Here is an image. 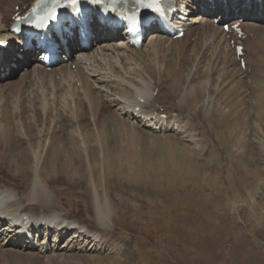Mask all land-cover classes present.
I'll return each mask as SVG.
<instances>
[{"label":"rangeland","instance_id":"rangeland-1","mask_svg":"<svg viewBox=\"0 0 264 264\" xmlns=\"http://www.w3.org/2000/svg\"><path fill=\"white\" fill-rule=\"evenodd\" d=\"M14 1L16 3V0L11 1L12 6ZM20 1L22 0L18 2ZM27 2L31 3V0L24 1L23 7L28 5ZM10 10L11 8L8 9V11ZM258 22L259 26H263L261 20ZM202 28L196 30L197 35H190L184 37L185 40L182 39V45L188 49V51L183 52L184 54H181L182 50H180L179 53H162L150 58L161 71V74L159 73L156 77L157 79L150 80L152 88H155L158 96V103L153 105H155V109L161 107L159 111H164L167 115L172 116V113H174L173 115L179 117L182 123V128L179 129L180 134H178L179 131L177 133L169 132L170 134L167 135H161V132H159L160 134H157V132L151 134L148 133V130L142 128H137L134 131L131 126L130 136L121 134L122 129L126 128L124 126L126 124H122L116 114L121 117L123 122H128V116L120 115L121 112L126 114V111L123 110L126 105L121 103V100L114 101L119 98L114 89H122L125 84L121 75L114 74L113 78L106 79V81L111 80L110 83L106 82V85L93 83L94 89L101 95L99 97L100 102L110 106V108L105 109L106 118L102 114L98 118L94 109L92 110L93 107H90L91 105L86 101H83L82 106H78L79 89L77 86L63 81L61 74L59 76V73H57L59 70L54 71L56 74L51 73L54 76L42 73L37 75L57 78L60 82L62 81L66 86L68 85L69 90L65 89L66 93L63 92L60 82H51L48 79L43 80L41 78L36 79L38 77H35L36 74L28 75L32 81L27 76L26 82H24L25 80H18L22 76L20 74L5 77V80H7L0 83V133L3 134L6 130L4 133H8L11 140L9 149H6L0 157V188L5 185H13L14 187L20 186V190L26 189L22 188L23 181H27L31 177V170L27 171L25 162L19 160L20 157L16 150L20 145L18 135L24 140L21 143L23 148H28L31 152H40L37 154V159H40L41 164L43 159L45 160L47 157L50 142L56 139L57 144L61 145V140L58 139L67 138L69 141L67 146L71 148L70 152L68 151L71 153L69 154V160L72 163L67 161L65 164L70 169L67 167L68 170L66 169L65 172L60 170H55V172L68 177V180L64 176L58 175L56 182L53 185L49 184V186H53L57 212L61 211L62 215L72 217L74 221H70H73V223L76 220L84 223L87 219L92 222L93 218H86L92 214V195L89 194L88 187V181L91 179L96 183H100L99 192L102 190L103 193L105 192L109 196L107 197L111 203L110 207L114 211L115 232L113 236L106 237V240H108L106 248L94 247L91 251L90 248L85 250L84 247L81 249L83 245L80 247L79 244H75L74 247L76 245L77 247L67 254L61 251L63 249L61 247L60 251H56L57 253L52 251L46 255L29 250H13L11 247H4L5 250L4 248L0 250V264H114L116 260L124 264H264V181L259 180L260 178L264 180V149L262 148L264 132H261L262 139L259 141H254L251 136L257 128L255 126L261 127L260 129L264 131V119L261 120L264 117V110H261L264 109V103L258 108L252 83V77L255 76L254 67L257 64L256 61H258L255 57L258 56L260 61H264V57H262L264 56V51L262 52L264 50V43H262L264 38L257 41H246V45L249 47L247 49L249 55L248 67L243 72L236 63H233L235 60L232 59V54L229 51L219 47L218 52L217 45L207 47L208 44L206 42L203 44L201 40L199 44L202 43V45L200 44L198 47L199 57L197 62L194 63L195 59L190 58L189 49L197 43L196 39L203 34ZM208 29L210 28L208 27ZM8 36L7 38V34L4 33L0 35V39L12 42V36ZM152 37L146 40L148 48L154 45ZM251 42L252 44H250ZM148 48L147 50H149ZM253 51H256L258 55H254ZM115 53L117 52L111 51L109 54ZM223 53L226 54L227 64L223 63L216 67L213 62L219 54ZM125 55L133 56L130 51L126 52ZM136 58L138 63L143 59L140 56ZM180 59L183 60L181 64ZM199 60H204V62L200 65V72L195 73L198 70ZM129 61L132 62L130 57L128 58ZM143 63L141 64L142 68L146 65L147 60ZM179 64L182 66L181 68H179ZM176 65L180 70L178 73L172 71V67ZM262 66L261 68H263ZM71 70L74 69L71 68ZM120 70L122 76L128 78L129 75L125 74L126 70L124 68ZM14 73H16L15 70ZM261 74H264V68ZM95 76L96 79H100L98 73ZM133 77L130 76L131 81H133L131 79ZM174 77L180 78L181 89H177L176 86L173 88L174 85L171 82H173ZM28 82L29 85H27ZM21 83L22 85L26 84L23 94L27 95L22 94V98L20 91L23 90V86ZM169 84H172L171 87ZM18 85L22 86L19 92L15 91L18 90ZM53 87H56L59 92L56 93ZM75 88L78 90L76 91ZM26 89L30 92L28 91V93ZM52 89L53 95L50 93ZM13 90L14 93H12ZM35 90L36 92H34ZM47 90H49V96ZM187 93H191L190 95L193 97L197 95L200 98L196 108L197 112L188 109H174L177 108L178 103L184 104L179 98L187 97ZM56 95L60 96L57 97ZM155 98L156 95L152 96V102H155ZM112 102L114 103L112 104ZM225 102L226 104H224ZM148 106L152 105L149 104ZM81 107L82 110L80 111ZM257 109L261 110H259L260 119L256 116ZM20 111H23L25 115ZM205 113H208L207 117ZM222 113L228 120L225 124L220 119ZM217 119L219 123H217ZM2 120L5 121L2 122ZM134 120L137 122V119ZM236 120L239 122H236ZM235 123L243 127L242 130L245 129V132L243 131V134H241L244 137L239 135L237 138L240 139V144L242 143L246 148L245 150L240 149V146L232 144L228 146L237 154H240L243 150L248 153L247 156L250 162L242 166L236 160H233L235 159L234 155L237 154L227 150L226 145L223 144L229 142V140H223V137L229 134L230 131L233 132V135L237 134V129L234 130ZM225 126H228V130ZM98 129L100 135L103 134L102 136L98 135ZM30 132L41 136L40 141L38 139L29 141L28 133ZM110 134H114L115 137L109 139ZM188 135H191V137H188ZM98 137L101 141L96 144L99 141ZM174 137H176L175 139L178 137V141ZM79 139L81 143L86 139L83 148L78 147ZM231 143H234L232 139ZM179 144H182V146L185 144L190 145L194 152L190 151L191 153L183 154L180 152L182 146H179ZM251 148H258L257 163L249 155ZM92 151L97 157L95 169L91 167ZM170 152L175 155L177 152L178 155L171 156ZM120 154H123L122 157L117 156ZM42 156L43 158H41ZM170 156L171 158H169ZM106 160L110 161L109 164L113 170H108L109 173L107 170L105 172L103 168ZM76 162L80 163L79 166ZM17 163L20 165L19 168ZM180 163L185 164V166L180 165L183 167H181L182 169L178 166ZM98 166L99 168H97ZM37 169L35 167L34 171ZM188 171L189 174L193 175H189ZM74 174L77 175V178H73ZM101 177L103 181H101ZM71 179H79L80 181L79 183H73ZM251 187L253 190L249 191ZM255 187L259 191L256 189L254 195ZM102 192L101 194H103ZM252 193L253 199L251 197ZM247 203L252 206H247ZM39 211L42 212V209ZM250 221L255 228L258 227L257 234L259 235L250 233ZM104 237L105 235H103V239ZM241 253L242 255L239 256ZM254 255L257 256L255 262L254 259L252 262L251 259Z\"/></svg>","mask_w":264,"mask_h":264},{"label":"bare ground","instance_id":"bare-ground-1","mask_svg":"<svg viewBox=\"0 0 264 264\" xmlns=\"http://www.w3.org/2000/svg\"><path fill=\"white\" fill-rule=\"evenodd\" d=\"M12 0H0V35L2 34H7V38L9 37L8 35L12 36L13 40H15V36L11 33L10 31V26L11 24L13 23L12 21V17L17 13V10H14V8L16 9V5L20 6L19 7V10L20 12H23L24 11V8L25 6L23 7V5L25 4L24 1H27V0H22L20 2H18L19 0H16V4L15 1L13 3V6H12ZM32 1V0H31ZM188 3L190 2V0H186ZM28 4H30V2H27ZM244 3V0H236L235 2H233L232 0H227V7L225 8L224 7V4L223 3H220V2H217V13H216V16L215 18H221V19H226V18H229L230 19V22L231 23H234L235 21H242V19L244 18V28H245V31L246 33L249 35L252 34V38H248L247 40H250V41H257L259 40L260 38H264V23H263V26H259V22L260 20H262V17L259 16V8L257 7L256 8V12L255 13H251L250 10L246 9V8H243L242 7V4ZM21 4V5H20ZM235 4V8H239V12L236 13L235 12V9L233 7V5ZM2 7V8H1ZM10 11H8V9H10ZM4 9V10H3ZM199 16H191L189 20H191L192 24L193 25H189L188 27V33H187V37L188 36H195L197 35L195 32L196 30H198V28H200L202 25L203 28H202V32L203 34L201 36H199L196 40H197V43L193 45L192 48L189 49L190 51V58H193L195 59V62H197V59L199 57V50H198V47L199 45L202 43L199 44V42H203V44L206 42L208 45L207 47H213V46H216L217 45V50L219 52V47L220 48H225V50L227 49V46H224V43L222 42L223 40V36H224V33H223V30L221 27H218V26H215L214 24L211 23L210 21V17L211 16V12L209 11H200L199 10ZM194 14V12H192ZM196 17H199L197 20L195 19ZM207 17V18H205ZM204 21L205 24H197L196 22H202ZM93 27V31L96 35H103L104 34V31L100 29V27L96 24H93L92 25ZM206 27V28H205ZM210 28L207 30V28ZM7 30H8V33H7ZM153 33V32H152ZM195 33V34H194ZM152 40H153V46H150V48H148V45H146V39L144 42H143V45L140 49H134V48H129L128 45H126L125 42H122V40H119L117 42H115L113 39L109 40L108 42L109 43H105L103 42V44H99V47H97L95 50H89V51H84L85 52V55L87 56V60L85 62H79L77 61L76 59L73 60L72 64L71 65H63L59 68V71L56 69L54 71H58L57 73H59V76L61 74L62 76V80L63 81H66V82H69L70 84H72L73 86H77L79 84V87H77L80 91V93L78 94L77 96V99H78V106H82L83 105V101H86L87 103H89V105H91L90 107H93L92 110L94 109L95 111V114H97V117L99 118V116L102 114V116L105 115V109L106 108H110V106L106 105L105 103H101L100 100H99V97L101 96L100 93L98 91H96L93 87V83H98V84H105L106 82L110 83L111 80L109 81H106V79H111L113 78L115 75L114 74H117V75H121V77L123 78V81L125 82V84L123 85V88L120 89V88H115L114 91L117 92L118 94V97L119 98H116V100H114L115 102H118L120 101L121 103H124L126 106L123 108L124 111H126V114H122V112L120 113L121 116L125 115V116H128V122H123V120L121 119V117L119 115L116 114V116L118 117V119H120V121L122 122V124H126L124 125L126 128L123 130L122 129V132L121 134H126L127 136H130V130L131 128L135 131L137 128H142L144 130H148V133H151V134H154L155 132L151 131L148 126L149 125H146L147 124V117L148 116H152L155 114L156 112V109H155V103H158V96H156V98L154 99L155 102L153 101L152 102V96L153 94H151V88H152V83L151 81H154L155 79H157L156 77L158 76V74L160 73L161 74V71H160V68L158 69L157 67V64L152 61L150 58L152 56H156L158 54H174V53H179L180 50L181 51V54H184L183 52L184 51H188V49L186 48V46L182 45V39H177V40H172V39H168V38H165L163 37L161 34H159L158 32H154V34H152ZM185 36V37H186ZM150 37V36H149ZM113 38V37H112ZM1 40V39H0ZM185 40V38L183 39ZM201 40V41H200ZM246 40V41H247ZM245 41V42H246ZM261 41V40H260ZM10 41H7V43H9ZM18 43H21V41H17V44ZM264 43V42H262ZM73 44H75V41H73ZM95 44V42L93 43ZM213 44V46H212ZM252 44V42L250 43ZM261 44V43H260ZM14 45V44H13ZM94 46H97L96 44ZM147 46V47H146ZM72 47V43L70 41V49ZM188 47V46H187ZM254 47V45H253ZM256 47V46H255ZM20 49H16V45L15 47L12 48V46H8L7 50L4 52V54L2 56H0V77H2V70L3 72L5 73L6 70L9 68V73H8V76L9 75H15L16 73H14V70L12 67H11V64L13 63H16L18 64L20 62V60L17 58V53L18 52H22L23 51V48L22 46L19 47ZM145 48V49H144ZM147 48L149 50H147ZM249 47H247L248 49ZM261 48V47H260ZM200 49V48H199ZM255 49V48H254ZM145 50V51H144ZM147 50V51H146ZM253 50V49H252ZM257 50V49H256ZM111 51H116L117 53L115 54H112L110 55L109 53ZM131 52V54L133 56H128V55H125L126 52ZM264 50H262L263 52ZM234 52V51H233ZM82 53V52H77L76 53V56L79 54ZM254 55H258L256 51H253L252 52ZM261 53V52H260ZM84 54V53H83ZM179 54V55H181ZM186 54V53H185ZM232 54V59H234L235 61L233 62L234 64L236 63L237 64V61L235 59V53H231ZM252 55V54H251ZM24 56L25 57H28L29 56V53H24ZM140 56L141 58V62L138 63V60L136 57ZM184 56V55H183ZM130 57V60L132 61L130 63V61L128 62V58ZM181 57V56H180ZM185 57V56H184ZM234 57V58H233ZM264 57V56H262ZM77 58V57H76ZM136 58V59H135ZM148 58V59H147ZM183 58V57H182ZM253 58V57H252ZM256 60L258 59V61H256V65H255V76L252 77V83H253V86H254V90H255V93H256V96H255V102H257L258 104V108L261 107L264 103V74H261V71L263 70L264 66V61H260L259 57H255ZM254 58V59H255ZM184 59V58H183ZM202 59V58H201ZM229 59V58H228ZM147 60V63L146 65L142 68L141 64H144L143 62ZM185 60V59H184ZM248 60V59H247ZM86 62H88V64H86ZM129 64H128V63ZM149 62V63H148ZM183 62L182 59H180V64ZM203 61L199 60L198 61V65H197V68L198 70L195 72V73H199L200 72V65L202 64ZM173 63V62H172ZM227 64V61H226V54H219L215 61L213 62V64L218 67L219 65L221 64ZM21 64V63H19ZM75 65L76 66V71L74 70H71L72 68V65ZM179 64V68H181L182 66ZM231 64V63H230ZM248 64V63H247ZM210 65V64H209ZM233 65V64H232ZM238 65V64H237ZM125 66V67H124ZM173 66V64H172ZM261 66L263 68H261ZM247 65H246V69H247ZM260 70H259V68ZM125 69L126 72L125 74L126 75H129L128 78L126 76H122V73H121V70L120 69ZM173 70L175 73H178L180 70L178 68V65H176L175 67H172ZM240 69V68H239ZM23 71V70H22ZM54 71L52 72H47L46 70L44 69H38V70H33V73L32 74H38V73H42V74H47V75H53L56 74L54 73ZM158 71V72H157ZM171 72V74H173V72ZM17 72V71H16ZM51 73H54V74H51ZM99 74V80L96 79V74ZM225 73V72H224ZM22 76L19 77L18 80H25L26 77L28 75H30V73H27V74H24V73H21ZM36 74L35 77H37L38 75ZM195 75V74H194ZM198 75V74H196ZM5 76L6 73H5ZM11 76V77H13ZM58 76V75H57ZM95 76V78H94ZM130 76H134L133 78V81L130 80ZM173 76V75H172ZM175 76V75H174ZM28 78L31 80V77L28 76ZM38 78H41L43 80L45 79H48L49 81L53 82L54 80L57 82H60V80H58L57 78H50L48 76H44V75H39L36 79ZM35 80V79H34ZM33 80V81H34ZM151 80V81H150ZM160 80V79H159ZM54 81V82H55ZM239 81V80H237ZM9 84L10 81H8ZM26 82V80L24 81ZM161 82V81H160ZM174 82V83H173ZM173 82H171L174 86L173 88L176 86V88H180L181 89V86H182V83H181V80L180 78L178 77H174V80ZM61 83V87H62V90L64 93H66V90L67 91L69 90L68 89V85L66 86L62 81L60 82ZM119 83V82H118ZM155 83V82H154ZM240 83V82H239ZM33 84V83H32ZM166 84V83H165ZM172 84H169L170 87ZM22 85V83H21ZM27 85H29V82L27 83ZM38 85V84H37ZM106 85V84H105ZM164 85V84H163ZM9 86V85H7ZM19 86V85H18ZM157 86V85H156ZM167 86V85H166ZM243 86V85H242ZM5 87V86H4ZM11 87V86H10ZM20 87V86H19ZM44 87V86H43ZM103 87V86H101ZM154 87V86H153ZM6 88V87H5ZM13 88V87H12ZM11 88V89H12ZM55 88L56 90V93H58L59 91L56 89V87H53ZM71 88V87H70ZM74 88V87H73ZM72 88V89H73ZM112 88V87H111ZM175 88V89H176ZM246 88V87H245ZM1 89V88H0ZM10 89V88H9ZM10 89V90H11ZM16 89V88H14ZM19 89V88H18ZM76 89V88H75ZM74 89V90H75ZM76 89V91L78 90ZM99 89V88H98ZM153 91L155 90V88H152ZM179 89V90H180ZM9 90V91H10ZM32 90V89H31ZM37 90V89H36ZM36 90L34 92H36ZM178 90V92H179ZM248 90V89H247ZM5 91V90H3ZM15 91H18V90H15ZM14 90L12 91V93L15 92ZM27 91V89H26ZM29 91V90H28ZM27 91V92H28ZM176 91V90H175ZM182 91V90H181ZM235 91V90H234ZM26 92V93H27ZM30 92V91H29ZM28 92V93H29ZM33 92V91H32ZM31 92V93H32ZM178 92H176L178 94ZM1 93V91H0ZM25 93V92H24ZM30 93V94H31ZM39 93V92H38ZM76 93V92H75ZM175 93V92H174ZM47 94L49 96V90H47ZM69 94V93H68ZM116 94V95H117ZM164 94V93H162ZM167 94V93H166ZM170 94V93H169ZM180 94H182L180 92ZM191 93H187V97H182V98H179L181 99V101H183L184 104H180V103H176L177 104V108L175 107V105L173 106V108L175 110L179 109V110H193V111H196V108L198 106V103L200 102L198 98V96L196 95L195 97H193L192 95H190ZM245 94V93H244ZM9 95V94H8ZM16 95V94H15ZM23 95H26V94H23ZM37 95V93H36ZM75 95V94H74ZM159 96H161V94L158 93ZM208 95V94H207ZM4 96V95H3ZM27 96V95H26ZM28 96L30 97V95L28 94ZM32 96V95H31ZM35 96V95H34ZM42 97V95H40ZM57 97L60 96V95H56ZM68 96V95H67ZM76 96V95H75ZM106 96V95H105ZM113 96V95H112ZM232 96V95H231ZM16 97V96H15ZM24 97V96H23ZM40 97V98H41ZM44 97V96H43ZM70 97V96H69ZM114 97V96H113ZM180 97V96H179ZM107 98V97H106ZM2 99V97H1ZM6 99V98H5ZM30 99L32 100V98L30 97ZM35 99V98H34ZM37 99V98H36ZM39 99V98H38ZM43 99V98H42ZM45 99V97H44ZM75 99V98H74ZM76 99V101H77ZM108 99V98H107ZM138 99H143V103L141 102V100H138ZM173 99V98H172ZM27 100V99H26ZM30 100V101H31ZM40 100V99H39ZM51 100V99H50ZM67 100V99H66ZM69 100V99H68ZM5 101V100H4ZM23 101V100H22ZM29 101V102H30ZM35 101V100H34ZM43 101V100H42ZM28 102V101H26ZM37 102V101H36ZM202 102V101H201ZM43 103V102H42ZM114 102H112L113 104ZM239 103V102H238ZM8 104V103H7ZM6 104V105H7ZM28 104V103H27ZM34 104V103H33ZM72 104V103H71ZM152 105V106H148V105ZM207 104V103H205ZM226 104V102L224 103ZM242 104V103H240ZM239 104V105H240ZM32 105V104H31ZM15 106V105H14ZM38 106V105H37ZM43 106V105H42ZM67 106V105H66ZM70 106V105H69ZM72 106V105H71ZM136 106H139L141 107V112L137 114V116L134 115V109ZM157 106V105H156ZM228 106V105H227ZM232 106V105H231ZM237 106V105H236ZM4 107V106H3ZM13 107V106H12ZM17 107V106H16ZM79 107H78V112H79ZM233 107V106H232ZM241 107V106H240ZM29 108V107H28ZM33 108V106H32ZM251 108V107H250ZM15 109V108H14ZM22 109V108H21ZM76 109V108H75ZM240 109V108H239ZM3 110V108H2ZM26 110V109H25ZM82 110V107L80 109V111ZM201 110V109H200ZM226 110V108H225ZM257 109L256 110V113H257V117L258 119L261 118V115H260V111L261 110H264V109ZM23 111H24V108H23ZM23 111L21 113H23ZM73 111V110H71ZM239 111V110H238ZM5 112V111H4ZM16 112V111H15ZM25 112V111H24ZM77 112V111H76ZM93 112V111H92ZM199 112V111H198ZM240 112V111H239ZM13 113V112H12ZM81 113V112H80ZM202 113V112H201ZM4 114V113H3ZM1 114V115H3ZM24 114V113H23ZM208 114V113H207ZM205 113V116L207 115ZM25 115V114H24ZM220 115V114H219ZM249 115V114H248ZM264 115V114H263ZM95 116V115H94ZM107 115H105L104 118H106ZM172 116H173V113H172ZM171 116V119L169 120H163L161 121V126L159 127V130L161 132V135H167V134H170L171 132L172 133H177L179 131L180 128H182V123L179 119V117H172ZM158 117V116H157ZM156 117V118H157ZM207 117V116H206ZM246 117V116H245ZM10 118V117H9ZM94 118V117H93ZM109 118V117H108ZM12 119V118H11ZM34 119V118H33ZM132 119V120H131ZM134 119H137V122L134 120ZM138 119H139V122H138ZM221 121H223V123L225 124L228 120L227 118L224 116V113L221 114V117H220ZM264 117L261 118V120H263ZM243 120V119H242ZM245 120V119H244ZM248 120V119H247ZM5 121V120H2V122ZM133 123H132V122ZM1 122V121H0ZM16 122V120H15ZM18 122V121H17ZM103 122V121H102ZM131 122V123H130ZM236 122H239L236 120ZM242 122H245V121H242ZM217 123H219L218 119H217ZM247 123V122H246ZM7 124V123H6ZM31 124V123H30ZM29 124V125H30ZM244 124V123H243ZM5 125V124H4ZM3 125V127H4ZM8 125V124H7ZM6 125V126H7ZM28 125V126H29ZM215 125L218 126V124L215 123ZM245 125V124H244ZM243 125V126H244ZM1 126V124H0ZM9 126V125H8ZM32 127V125H30ZM64 126V125H63ZM131 126V128H130ZM223 126V125H222ZM248 126V125H247ZM25 127V125H24ZM100 127V126H99ZM214 127V125H213ZM226 127V126H225ZM224 127V128H225ZM228 127V126H227ZM226 127V129L228 130V128ZM230 127V126H229ZM246 127V126H244ZM257 127L255 130H254V134L251 135L253 138H254V141H259L262 139L261 137V132H264L262 131L260 128L261 127H258V126H255ZM1 128V127H0ZM7 128V127H6ZM5 128V129H6ZM11 128V127H10ZM212 128V127H211ZM243 127H240L238 124L236 125L235 123V129H237L238 132H236L235 134L236 135H233L230 131L229 134H227L226 136L223 137V140L225 139L226 141L229 140V142H224L223 144L226 145L225 148L227 150H229L230 152L234 153V154H237L235 151H232V149H230V146L228 145H234V146H240L239 148L240 149H244L245 150V146L241 143L240 144V139H238L237 137L241 134H243V131L245 129L242 130ZM28 129V128H27ZM249 129V127H248ZM251 129V128H250ZM225 130V129H224ZM252 130V129H251ZM139 131V130H138ZM233 131V130H232ZM3 132V131H1ZM6 132V130L4 131ZM0 133V157L2 155V153L6 150V149H9V146H10V140H11V136H9L8 133ZM33 132V131H32ZM28 133V138H29V141H34V140H39L41 139V136H37L36 133ZM98 132H99V129H98ZM103 132V131H102ZM105 132V131H104ZM170 132V133H169ZM223 132V131H222ZM245 132V131H244ZM40 133V132H39ZM136 133V132H135ZM158 133V132H157ZM163 133V134H162ZM247 133V132H246ZM12 134V133H11ZM120 134V135H121ZM188 134V133H187ZM100 135V132L99 134ZM103 135V134H102ZM100 135V136H102ZM192 135V134H191ZM191 135H188V137H191ZM45 136V135H44ZM96 136V135H95ZM99 136V137H100ZM196 136V135H194ZM214 136V135H213ZM242 136V135H241ZM19 137V143L20 145L16 148L18 154H19V157L20 159L19 160H22L25 162V166L27 168V171H30L32 172L31 174V177L27 179V181H23V187L22 188H26V189H23V190H20L19 187H14L13 185L12 186H3L0 188V201L5 204V209L8 211L9 214H17V213H25L28 215V217L34 222V226L35 228L39 227L40 224L44 223L47 224V221L49 222H52V223H56L58 222V224L56 225V228L62 226L63 224L65 223H69L71 225H76L78 224L77 226L80 227L82 229V232L79 233V236H78V233L77 232H73V240L68 244V243H65L64 245L62 246H59L57 247L56 249V246L54 245H49L48 244V248H47V251L46 253H50V252H56V251H60V248L63 247V249H61V251H63L65 254H67L69 251H72L73 249H75L76 247H74L75 244H79L80 247L81 245H83L81 247V249H83L85 247V250L90 248L89 250L91 251L94 247L95 248H98V247H101V248H106V245L108 244V240H106V237L107 236H113L114 235V230H115V224H114V221H113V215H114V211H112V207H110L111 203H110V200H109V196L107 195V193L105 194V192L103 193L102 190L101 192L103 194H101V192H99L100 190V183H96L95 181H92L91 179H89L88 183H89V190H90V195L91 196V201L93 203V206H92V214L91 216H87L89 214H87L86 218H93V221L90 222L88 221V219L86 220V222L84 223H80L78 220H76V222L72 223L74 220L73 218L67 216V215H62V212H57L58 210L56 209L55 207V193L53 192V186H49V184H54L56 181V179L58 178L57 176H64L63 174H58L55 172V170H60V171H63L65 172L67 167H66V162L67 161H70L69 158V153L70 149L68 146H67V143L69 142L67 140V138L65 139H58L59 141L61 140V145L60 144H57V141L56 139H54L52 142H50L51 144L49 145V148H48V153H47V157L46 159L44 160L43 159V163L41 164L40 163V159L38 160L37 159V154L39 153H36L35 151L34 152H31L30 150H28V148H23L22 147V140L23 138L18 135ZM98 137V138H99ZM115 135L114 134H110L108 136L109 139H112L114 138ZM118 137V136H117ZM244 137V136H242ZM47 138V137H46ZM57 138V137H56ZM101 138V137H100ZM99 138V141H95L96 144H98L101 139ZM103 138V137H102ZM176 137H174L175 139ZM246 138V137H245ZM72 139V137H71ZM222 139V138H221ZM231 139L234 141V143H231ZM45 140V139H44ZM178 141V137L177 139H175ZM180 140V139H179ZM238 140V141H236ZM24 141V140H23ZM40 141V140H39ZM84 141V140H83ZM240 141V142H239ZM44 142V141H43ZM85 142H86V139L84 142L81 143L80 139L78 141V147H84L85 145ZM94 142V141H92ZM140 142V141H139ZM220 142V140H219ZM222 142V140H221ZM34 143V142H33ZM37 143V142H36ZM172 143V142H171ZM177 144V142H175ZM229 143V144H228ZM239 143V144H238ZM24 144V143H23ZM72 144V143H71ZM40 145V144H39ZM173 145V144H172ZM35 146V145H34ZM33 146V147H34ZM179 146H182V144ZM39 147V146H38ZM257 147V146H256ZM37 148V147H36ZM35 148V149H36ZM170 148V147H169ZM180 148V147H179ZM224 148V149H225ZM262 148L264 149V143L262 145ZM31 149V148H30ZM34 149V148H33ZM74 149V148H73ZM72 149V150H73ZM102 149V148H101ZM173 149L175 150V148L173 147ZM242 151L240 154H237V155H234L235 156V159L233 160H236L240 166H242L243 164H249V158H248V153H246L245 151ZM69 151V152H68ZM190 151H193L194 152V149L190 146V145H183L181 147V151L183 154L184 153H188ZM179 152V153H180ZM101 153V152H100ZM191 153V152H190ZM246 153V155H245ZM258 148H251L250 151H249V155L251 156V159L252 160H255V163H257V159L256 157L258 156ZM75 154V153H73ZM35 158H34V156ZM123 154H120V155H117V156H120L122 157ZM130 155V154H129ZM170 155L171 156H174L175 154H171L170 152ZM176 155H178V153L176 152ZM175 155V156H176ZM46 156V155H45ZM76 156V155H75ZM74 156V157H75ZM96 154L91 153V159H92V164H91V167H93V169H95V165H96V158L95 157ZM99 157V154L97 155ZM171 156L169 158H171ZM77 157V156H76ZM75 157V158H76ZM102 157V156H101ZM129 157V156H128ZM208 157V156H207ZM39 158V157H38ZM43 158V156L41 157ZM45 158V157H44ZM174 158V157H173ZM185 158V157H183ZM210 158V157H209ZM77 159V158H76ZM100 160V158H98ZM104 159V158H102ZM105 159H106V156H105ZM108 159V158H107ZM110 159V158H109ZM113 159V158H112ZM175 159V158H174ZM173 159V160H174ZM72 160V158H71ZM74 160V159H73ZM97 160V161H99ZM251 160V162H252ZM75 161V160H74ZM82 161V160H81ZM104 161V160H103ZM120 161V160H119ZM171 161V159H170ZM196 161V160H195ZM100 162V161H99ZM109 160H106L105 163H104V166L103 168L105 169L104 171L108 172V170H112L111 169V165L109 164ZM122 163V161H120ZM124 162V161H123ZM248 162V163H247ZM70 163H72L70 161ZM127 163V162H126ZM129 163V162H128ZM237 163V164H238ZM76 164H78V162H76ZM80 164V163H79ZM78 164V166H79ZM82 164V163H81ZM111 164H113L111 162ZM175 164V163H173ZM178 164V163H177ZM176 164V165H177ZM181 164L183 163H180L178 166H180ZM71 165V164H70ZM118 165V164H117ZM123 165V164H122ZM17 166L19 168V163H17ZM65 166V167H64ZM76 166V165H75ZM119 166V165H118ZM121 166V165H120ZM124 166V165H123ZM183 166H185V164H183ZM35 167H37L38 169L36 171H34ZM182 166H180L181 168ZM245 167V166H244ZM73 168V167H72ZM77 168V167H76ZM99 168V166L97 167ZM114 168V167H113ZM183 168V167H182ZM181 168V169H182ZM197 168V167H196ZM70 169V167H69ZM115 169H117L115 167ZM123 169V168H122ZM190 169V168H189ZM192 169V168H191ZM194 169V168H193ZM256 169H257V166H256ZM68 170V169H67ZM179 170V169H178ZM198 170V169H197ZM247 170V169H246ZM26 171V172H27ZM77 171V170H75ZM113 171V170H112ZM121 171V170H120ZM133 171V170H132ZM196 171V170H195ZM244 171V170H243ZM258 171V170H257ZM74 172V171H73ZM130 172V171H129ZM128 172V173H129ZM180 172V171H178ZM184 172V170H183ZM249 172V171H248ZM101 173V172H100ZM109 173V172H108ZM111 173V172H110ZM131 173V172H130ZM198 173V172H197ZM188 174H189V171H188ZM125 175V174H124ZM123 175V177H124ZM189 175H193V174H189ZM263 175V174H262ZM260 175V176H262ZM67 180H68V177L64 176ZM118 177V176H117ZM122 177V178H123ZM263 177V176H262ZM73 178H77V175L74 174L73 175ZM90 178V177H89ZM102 178V177H101ZM252 178V177H251ZM260 178V177H259ZM193 179V178H192ZM260 181H264L263 179H259ZM49 181V182H48ZM71 181L73 183H79V179L77 180H74V179H71ZM101 181H103V178L101 179ZM192 181V180H191ZM259 182V181H258ZM260 184V183H259ZM257 184V185H259ZM49 188H48V186ZM256 185V186H257ZM250 186V185H249ZM243 187H246V186H243ZM260 187V186H259ZM21 188V187H20ZM254 188V187H253ZM52 189V190H51ZM252 187L250 188L249 191H251ZM257 188L255 187L254 189V195H255V190ZM253 190V189H252ZM257 191H259L257 189ZM54 193V194H53ZM250 193V192H249ZM108 196V197H107ZM251 197L253 199V193L251 194ZM111 199V198H110ZM248 203H249V200H248ZM247 203V206H252L251 204L248 205ZM252 204H254V202H252ZM91 207V206H90ZM243 207V206H242ZM40 209H42V212L39 211ZM86 210V209H85ZM85 212V211H84ZM253 212V211H252ZM69 214V213H68ZM70 220H73L72 222H70ZM37 221V222H36ZM41 222V223H40ZM262 224V223H261ZM249 225H250V233H252L253 235H259L257 234L259 231L258 230V227L255 228L251 223V221L249 222ZM60 230V229H59ZM58 230V231H59ZM66 230V228H63L61 230V232H64ZM76 231V230H75ZM60 232V234L62 235V233ZM103 235H105L104 239H103ZM37 236V234L35 235V237ZM59 236V235H58ZM78 236L77 239H75V237ZM243 236V235H242ZM71 237V236H70ZM93 237V238H91ZM239 237V236H238ZM255 237V236H253ZM6 240L3 242L1 241L0 242V250H2V248L4 247H11L13 250H17L16 246L18 247L20 245V243H18L17 240H14V238H9L8 236H6ZM57 236L55 237L54 236V242L56 240ZM240 238V237H239ZM50 241V239H49ZM233 241V240H232ZM26 243L27 244V248L25 250H29V251H32L33 250V247L29 244V241H27ZM228 244V243H227ZM109 246V245H108ZM235 246V245H234ZM239 247V246H238ZM5 250V248H4ZM19 251V250H18ZM238 252V251H237ZM5 253V252H3ZM57 253V252H56ZM244 253V252H243ZM35 254V253H34ZM39 254V252H38ZM55 254V253H54ZM241 254H239V256H241ZM64 256V255H63ZM257 256V255H256ZM251 259L252 262H253V259H254V262H255V257ZM238 257V256H237ZM116 260V259H115ZM236 260V259H235ZM120 261V260H119ZM251 262V261H250ZM114 264H124V263H119L118 260H116L114 262ZM240 264V263H239Z\"/></svg>","mask_w":264,"mask_h":264},{"label":"snow or ice","instance_id":"snow-or-ice-1","mask_svg":"<svg viewBox=\"0 0 264 264\" xmlns=\"http://www.w3.org/2000/svg\"><path fill=\"white\" fill-rule=\"evenodd\" d=\"M99 2V0H98ZM121 0H113V3H120ZM124 3L127 2V0H123ZM134 2L139 6L143 4V0H134ZM66 3L72 6H76L79 3V0H66ZM65 4V0H52V6L50 9H48L43 17H41V20H47L49 17L55 18L56 15V9L57 7H63ZM145 7L153 8L154 4H147ZM156 11H159L158 6L155 7ZM85 25L87 24V18H85L84 21Z\"/></svg>","mask_w":264,"mask_h":264}]
</instances>
